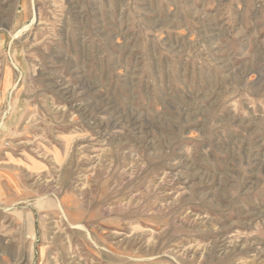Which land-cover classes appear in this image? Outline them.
<instances>
[{
    "label": "rangeland",
    "instance_id": "obj_1",
    "mask_svg": "<svg viewBox=\"0 0 264 264\" xmlns=\"http://www.w3.org/2000/svg\"><path fill=\"white\" fill-rule=\"evenodd\" d=\"M0 264H264V0H0Z\"/></svg>",
    "mask_w": 264,
    "mask_h": 264
},
{
    "label": "bare ground",
    "instance_id": "obj_2",
    "mask_svg": "<svg viewBox=\"0 0 264 264\" xmlns=\"http://www.w3.org/2000/svg\"><path fill=\"white\" fill-rule=\"evenodd\" d=\"M189 250V249H188Z\"/></svg>",
    "mask_w": 264,
    "mask_h": 264
}]
</instances>
